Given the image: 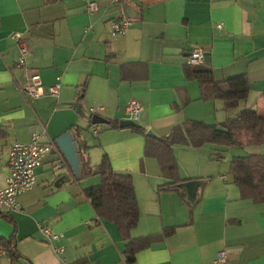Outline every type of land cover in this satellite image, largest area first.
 <instances>
[{"label":"crops","instance_id":"0c3cea01","mask_svg":"<svg viewBox=\"0 0 264 264\" xmlns=\"http://www.w3.org/2000/svg\"><path fill=\"white\" fill-rule=\"evenodd\" d=\"M92 1L99 11L88 10ZM124 3L138 14L125 35L112 37L110 22L124 15ZM13 32L30 46L23 68L16 66ZM196 46L216 79L247 75L251 89L238 108L203 101L199 82L187 79L184 65ZM124 64L128 80L121 77ZM35 73L46 86L60 77L59 96L25 95L22 87ZM131 101L142 106L135 122L156 137H170L188 119L220 124L247 107L264 114V0H0V190L14 142L44 132V141L58 149L37 169V186L19 195V209L9 212L16 226L0 217V237L16 230L18 255L6 250L0 264H127L116 225L99 218L84 194L100 183L94 171L104 155L115 171L133 176L139 222L132 236L175 228L137 253L133 264H264V203L243 200L229 171L231 157L248 147L235 154L211 143L174 146L181 178L193 182L190 196L197 192L190 209L178 192L159 190L166 180L158 160L144 154V135L130 126L92 123V109L108 120L128 119ZM66 133L76 144L79 175L58 142ZM257 148L255 154H264V144ZM61 157L68 167L54 170ZM65 175L68 180L58 181ZM41 224L63 233V254L46 241ZM220 251L227 252L224 263L215 262Z\"/></svg>","mask_w":264,"mask_h":264},{"label":"trees","instance_id":"16d2710c","mask_svg":"<svg viewBox=\"0 0 264 264\" xmlns=\"http://www.w3.org/2000/svg\"><path fill=\"white\" fill-rule=\"evenodd\" d=\"M54 1L57 0H46L47 3ZM126 69L127 65H122V80H128ZM184 71L188 80L199 82L201 99L205 102L221 99L225 102L226 110H230L238 108L249 96L251 84L246 74L216 79L211 65L189 63L184 65ZM189 101L190 98L185 104ZM95 120H101V123L113 127H121L119 121L108 120L99 115L92 116V123ZM130 127L145 136V156L155 157L159 162L161 173L166 180L159 186V190L178 192L190 209L192 202L196 200L197 192L191 197L187 188L191 179H182L180 176L174 151L176 144L200 147L211 143L242 149L264 144V114L252 107L242 109L235 117L227 118L220 124L185 120L174 127L170 137L149 136L146 129L139 124ZM94 172L101 176V181L84 189L85 197L99 218L116 225L121 239L125 242L123 256L127 264H133L140 251L174 234L175 228L169 227L161 233L133 237L132 231L139 222V205L133 176L130 173L115 171L108 155L103 156ZM230 174L240 189L243 200L264 203V154L233 155L230 160ZM0 217L16 226L9 213L2 212ZM16 244V230L9 238L0 237V246L14 257L18 256Z\"/></svg>","mask_w":264,"mask_h":264},{"label":"built area","instance_id":"2783aa9c","mask_svg":"<svg viewBox=\"0 0 264 264\" xmlns=\"http://www.w3.org/2000/svg\"><path fill=\"white\" fill-rule=\"evenodd\" d=\"M88 10L97 12L100 10L97 2H90ZM134 18H128L124 15L113 19L110 22V34L112 37L125 35L134 23ZM217 28L223 30V24L218 23ZM11 38L14 39L20 49V54L16 66L23 68L26 65L27 56L30 53V46L26 38L20 32H13ZM204 50L196 46L187 57V63L192 65H201L204 62ZM62 87V80L58 77L57 81L51 85H45L38 73L31 74L24 86L22 92L33 99H38L45 95L59 96ZM142 112V106L137 101H131L126 107L128 119L137 120ZM92 115H95L92 109ZM94 133L98 134L101 130L99 124L94 125ZM44 132L32 133L29 141L14 142L9 151V175L6 180V187L0 190V213H9L19 209V195L35 188L37 186V169L43 164L46 157L53 151H58L52 141H44ZM68 167L66 161L61 157L53 164V169L61 171ZM44 238L54 247L57 254H63L65 247L60 244L63 233L56 231L54 228L41 224L39 226ZM5 249L0 246V255L5 253ZM227 252L220 251L215 260L216 263H224L227 260Z\"/></svg>","mask_w":264,"mask_h":264},{"label":"water","instance_id":"95a60500","mask_svg":"<svg viewBox=\"0 0 264 264\" xmlns=\"http://www.w3.org/2000/svg\"><path fill=\"white\" fill-rule=\"evenodd\" d=\"M123 12L124 16L128 18H133L137 16V12L132 8L131 6H128L126 3L123 4ZM80 109V106L77 108ZM94 123H101V120H95ZM121 127H129V126H135L137 123L131 119H125L120 122ZM147 135L156 137L152 133L148 132ZM66 141H69L71 147L66 143ZM59 144L61 145V148L65 151V153L68 155L69 158H72V163L75 164V170L76 174H80V161L79 156L77 154V148L74 139L72 138L70 133L64 134L63 138L58 140ZM72 149V150H71ZM65 180H68V176H62L58 181L63 182ZM190 184H193V182H190Z\"/></svg>","mask_w":264,"mask_h":264},{"label":"rangeland","instance_id":"374dc122","mask_svg":"<svg viewBox=\"0 0 264 264\" xmlns=\"http://www.w3.org/2000/svg\"><path fill=\"white\" fill-rule=\"evenodd\" d=\"M89 134V136L90 137H92V138H94V136H93V134L91 135L90 133H88ZM260 145H258V146H251V147H248V149L247 150H244V154L243 155H248V154H255L254 152H256L257 150H259V148H257V147H259ZM224 149L226 148V147H223ZM232 149V148H231ZM236 150H235V154H240V152H238V151H242V150H240L241 148H235ZM226 151H228V153L227 152H225L226 153V155H229L230 156V149H226ZM178 162V161H177ZM229 163H230V161H229ZM229 163H228V165H229ZM227 167V164L225 165V168ZM230 171V170H229Z\"/></svg>","mask_w":264,"mask_h":264}]
</instances>
